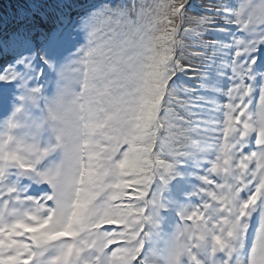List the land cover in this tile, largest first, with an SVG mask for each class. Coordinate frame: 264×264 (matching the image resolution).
I'll return each instance as SVG.
<instances>
[{
	"label": "snow or ice",
	"instance_id": "6c2138e0",
	"mask_svg": "<svg viewBox=\"0 0 264 264\" xmlns=\"http://www.w3.org/2000/svg\"><path fill=\"white\" fill-rule=\"evenodd\" d=\"M9 106L0 264H264V0H25Z\"/></svg>",
	"mask_w": 264,
	"mask_h": 264
},
{
	"label": "rangeland",
	"instance_id": "374dc122",
	"mask_svg": "<svg viewBox=\"0 0 264 264\" xmlns=\"http://www.w3.org/2000/svg\"><path fill=\"white\" fill-rule=\"evenodd\" d=\"M52 2V0H49ZM25 6V0H0V18L7 19L9 21V27H11V21L15 17L16 13ZM9 13L5 16V14ZM194 64H198V60L193 59ZM191 75V73L189 74ZM195 80H190L189 84H195ZM11 107L9 106L6 112H0V120L6 118V115L10 114Z\"/></svg>",
	"mask_w": 264,
	"mask_h": 264
},
{
	"label": "trees",
	"instance_id": "16d2710c",
	"mask_svg": "<svg viewBox=\"0 0 264 264\" xmlns=\"http://www.w3.org/2000/svg\"><path fill=\"white\" fill-rule=\"evenodd\" d=\"M8 14H9V13L7 12V14H5V16L8 15Z\"/></svg>",
	"mask_w": 264,
	"mask_h": 264
},
{
	"label": "clouds",
	"instance_id": "9594fccd",
	"mask_svg": "<svg viewBox=\"0 0 264 264\" xmlns=\"http://www.w3.org/2000/svg\"><path fill=\"white\" fill-rule=\"evenodd\" d=\"M9 115H11V113Z\"/></svg>",
	"mask_w": 264,
	"mask_h": 264
}]
</instances>
